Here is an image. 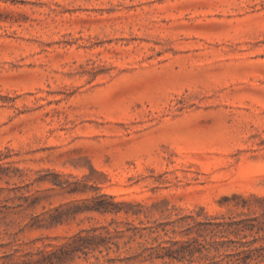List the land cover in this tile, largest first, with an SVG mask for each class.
Masks as SVG:
<instances>
[{"label": "rangeland", "instance_id": "374dc122", "mask_svg": "<svg viewBox=\"0 0 264 264\" xmlns=\"http://www.w3.org/2000/svg\"><path fill=\"white\" fill-rule=\"evenodd\" d=\"M262 200L264 0H0V264L94 231L56 264H226L164 255Z\"/></svg>", "mask_w": 264, "mask_h": 264}, {"label": "trees", "instance_id": "16d2710c", "mask_svg": "<svg viewBox=\"0 0 264 264\" xmlns=\"http://www.w3.org/2000/svg\"><path fill=\"white\" fill-rule=\"evenodd\" d=\"M264 203V200H262ZM97 209L103 210L104 212H120L119 208L124 203H109L106 200L105 196H101ZM244 206H247V201H244ZM264 206V205H263ZM264 215V212L263 214ZM60 219L54 218L53 224L59 223ZM181 221L187 222V235L191 233L199 234V237H202L204 234L212 235V241L220 238H227L228 242H223L221 246H224L228 243V248L231 245H234V253L229 254V260L226 264H260L264 263V221L261 222L260 218H253L247 216L245 219L236 220L235 218L222 217V218H212L206 217L203 220L200 219V215H187L180 219ZM136 230V228H135ZM245 232H250L248 233ZM255 232V233H253ZM263 232V233H262ZM167 233V231H165ZM242 233H245L240 241H235L230 238L231 235L239 236ZM260 236L262 239L255 237ZM207 236V235H204ZM203 236V237H204ZM252 237L253 240L242 242L249 237ZM260 240L263 243L256 245ZM112 238L110 236L103 235L102 233H93L87 232L86 235L79 233L78 235L71 238V240L61 248L55 250L54 252L39 251L37 255L39 258L37 260H30L28 262H23L22 264H56L66 260L72 255H77L79 253L88 254L89 252H95L101 248H105L107 251L111 249ZM218 241L209 242L206 238L203 241H200L198 238H194L191 242L175 241L172 243L173 247L166 249V254L169 258L181 261L186 258V256L193 259L196 253H202L204 250L211 252V249L214 248L217 252L220 250ZM154 250V248H149ZM157 251V250H156ZM153 253H150L149 256H152ZM163 256V257H164ZM208 260L211 261L210 264H223V260H217V257L206 256ZM161 258V257H159ZM6 264V263H5ZM13 264V263H11Z\"/></svg>", "mask_w": 264, "mask_h": 264}]
</instances>
